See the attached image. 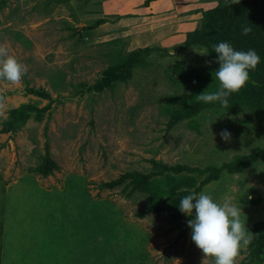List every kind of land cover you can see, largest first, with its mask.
<instances>
[{
    "label": "rangeland",
    "instance_id": "1",
    "mask_svg": "<svg viewBox=\"0 0 264 264\" xmlns=\"http://www.w3.org/2000/svg\"><path fill=\"white\" fill-rule=\"evenodd\" d=\"M139 1L0 5V44L27 66L19 83L0 79V219L6 230L0 264H214L191 240L190 229L178 237L175 221L163 211L138 214L148 196L130 177L113 187L102 183L149 172L153 160L221 166L263 147L264 123L233 93L228 108L210 103L193 116L197 130L186 119L168 129V108L218 87L210 54L184 41L201 25V11L223 2L143 0L132 12ZM150 3L152 12L144 11ZM146 47L150 51L126 82L100 92L90 88L108 67ZM23 103L46 109L40 119L29 117L15 131L6 130L11 111ZM225 128L227 141L220 137ZM46 150L59 169L43 176L36 169ZM202 178L170 174L159 178L160 188L189 190ZM201 190L218 201L233 197L252 239L264 230L263 162L240 173L223 170ZM249 245L236 264H245ZM251 264H264V247Z\"/></svg>",
    "mask_w": 264,
    "mask_h": 264
},
{
    "label": "trees",
    "instance_id": "2",
    "mask_svg": "<svg viewBox=\"0 0 264 264\" xmlns=\"http://www.w3.org/2000/svg\"><path fill=\"white\" fill-rule=\"evenodd\" d=\"M6 1L1 0L0 5L4 6ZM221 2L223 3L216 7L201 11V25L199 28L187 33L184 44H194L207 48L213 62L216 53L212 51V46L220 41L230 42L237 50L246 51L248 49H255L261 57V61L254 70L250 71V79L245 86L238 93L234 94L238 98L237 101L246 104L252 115L264 123V3L261 0H239L238 3L222 0ZM95 24L87 27L93 28ZM243 27H249L251 31L247 35H244L242 33ZM148 51H150L148 47L131 51L127 54L124 62L108 67L102 77L90 88L100 92L109 87L114 81L126 82L131 76L132 67L142 63L144 54ZM215 64L218 65L217 63ZM27 91L41 97H47L48 95L44 91L32 88H28ZM207 106L208 104L204 102L193 100L177 108H168L169 121L167 128L171 129L180 120L186 119L187 125L197 130L198 122L193 116L204 107L207 108ZM45 109L46 107L37 108L34 104L30 103L21 104L11 111L10 119L5 124L6 130L15 131L29 117L40 119ZM255 162L264 163V146L255 148L247 154L237 155L230 162L224 163L221 166L213 165L200 168L187 164L168 165L161 161L153 160V170L149 172H127L120 178L103 182L102 185L104 187H113L120 183L122 179L130 177V181L134 183V187L145 190L148 196L147 208L138 212V214L161 213L163 211L169 221H175V225L179 229L178 237H184L190 229L186 223L190 217L186 216L184 219H181V212L178 209L180 199L193 191L199 193L204 185L218 179L223 170L229 173H240ZM54 169H59V166L50 157L49 151L46 150L43 161L39 164L36 171L43 176H47ZM181 173H196L202 175L203 178L189 190L177 191L173 188L169 190L160 188L161 180L159 178ZM263 247L264 230L251 240L248 253L245 256V264H251L255 259L259 258ZM246 251L241 250L240 253H246Z\"/></svg>",
    "mask_w": 264,
    "mask_h": 264
},
{
    "label": "clouds",
    "instance_id": "3",
    "mask_svg": "<svg viewBox=\"0 0 264 264\" xmlns=\"http://www.w3.org/2000/svg\"><path fill=\"white\" fill-rule=\"evenodd\" d=\"M230 2L238 3L239 0ZM250 31L249 27L242 28L244 35ZM212 48L216 53L213 60L218 64L215 69L218 87L215 91H202L196 95V99L205 104L218 103L228 108V98L245 86L250 79V71L260 63L261 57L255 49L237 50L228 41H220ZM208 52L207 48L199 51L202 55ZM26 72L27 66L14 55L8 54L6 46L0 44V79L19 83ZM230 136L228 129L221 130L222 140L227 141ZM178 209L190 217L186 223L191 230V240L204 257H211L214 264H236L240 250L250 243L252 235L241 218V205L233 197L218 201L206 190L199 193L193 191L180 199Z\"/></svg>",
    "mask_w": 264,
    "mask_h": 264
},
{
    "label": "crops",
    "instance_id": "4",
    "mask_svg": "<svg viewBox=\"0 0 264 264\" xmlns=\"http://www.w3.org/2000/svg\"><path fill=\"white\" fill-rule=\"evenodd\" d=\"M133 1V0H132ZM143 0H140L139 1V3H134V4H132V12H134V11H136L137 10V8H138V6H139V4L142 2ZM158 1H160V0H158ZM152 7H153V5L150 3L148 6H145V8H143L144 9V11H146V12H152L151 11V9H152ZM142 8V7H141ZM103 9H105V8H103ZM138 11V10H137ZM1 215V214H0ZM4 223H3V221L0 219V238H1V234L2 235H4L5 234V231L6 230H4ZM2 239H4V236L2 237ZM2 239L0 240V253H2V251H3V245H2V243H1V241H2Z\"/></svg>",
    "mask_w": 264,
    "mask_h": 264
}]
</instances>
